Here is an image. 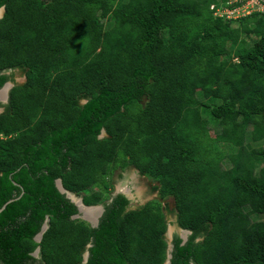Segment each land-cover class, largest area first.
Listing matches in <instances>:
<instances>
[{"label": "trees", "instance_id": "trees-1", "mask_svg": "<svg viewBox=\"0 0 264 264\" xmlns=\"http://www.w3.org/2000/svg\"><path fill=\"white\" fill-rule=\"evenodd\" d=\"M228 2L0 0V264H164L171 197V264H264V9ZM128 165L161 200L112 199Z\"/></svg>", "mask_w": 264, "mask_h": 264}, {"label": "rangeland", "instance_id": "rangeland-1", "mask_svg": "<svg viewBox=\"0 0 264 264\" xmlns=\"http://www.w3.org/2000/svg\"><path fill=\"white\" fill-rule=\"evenodd\" d=\"M233 4H236V5L234 7H230ZM258 9H264V4L261 3V0H229V2L227 3V6L217 8L216 14L224 15L228 19H237L240 16L246 15ZM4 11L5 9H3V12L1 11L0 13H4ZM15 78L17 81L21 83L25 80V73L21 72V70L19 69L15 73ZM81 102H84V100H82ZM216 132H217V129L211 130V135L216 136ZM104 135H106V132L103 133V136ZM111 178H112V184L110 186V189H112L114 192H117V190L120 189L119 183L123 182L121 186L123 188L126 187L124 189L129 191V193H132V195L138 197L137 201H134L136 203L135 205L137 206L144 205L146 201H149L152 198H159V196L157 195L158 191L153 190V187H156L155 185H157L156 181L152 182V180L149 179L148 176L141 174L139 170L132 165H128L125 167L119 166L115 170V173ZM162 202L168 206V209L170 208L173 210V212L170 213L168 216L170 225L168 226L167 231H168L169 236L172 237L171 235L175 231L180 232V236L183 235L184 231L183 229H181V227L177 223L178 216H177V212L174 211V206H175L174 199L172 197L165 198V199H162ZM86 215L89 216L88 214ZM170 227H173V228H170Z\"/></svg>", "mask_w": 264, "mask_h": 264}, {"label": "clouds", "instance_id": "clouds-1", "mask_svg": "<svg viewBox=\"0 0 264 264\" xmlns=\"http://www.w3.org/2000/svg\"><path fill=\"white\" fill-rule=\"evenodd\" d=\"M5 8V7H4ZM13 87V86H12ZM11 87V88H12ZM11 88H10V90H11ZM10 90L8 91V95H7V101H9L8 99H9V96H10ZM86 100H84V102H85ZM103 131H104V133L106 132L104 129L102 130V134H101V136H103ZM120 185V189L119 190H117V192H114L113 190H112V199H113V197L114 196H116L118 193H125V190L126 189H124V188H126V187H122L121 185V183H119ZM118 188V187H117ZM77 195V194H76ZM77 196H80V197H82V202H83V196H81V195H77ZM111 200V199H110ZM151 200V199H150ZM148 201H146L145 203H147ZM83 204L85 205V207L86 206H89V207H98L99 209H101V215L99 216V222H100V218L102 217V215L104 214V212H105V204H96V205H86L84 202H83ZM77 205V204H76ZM78 206V205H77ZM136 207H138V206H134V207H132L131 205H130V207H129V209H131V208H136ZM78 209H79V206H78ZM77 214H79V212L77 213ZM77 214H75L74 216H76ZM81 214V216L82 215H84V213H83V211H82V213H80ZM73 216V217H74ZM85 216V215H84ZM74 218H82V217H74ZM88 218V217H87ZM82 219H84V218H82ZM84 220H86V221H88L89 223H91V225H92V222L91 221H96V220H92V219H84ZM90 220V221H89ZM48 222H49V220H48ZM99 224V223H98ZM169 225H170V222H169ZM168 225V226H169ZM93 226V225H92ZM98 226V225H97ZM43 227V226H42ZM94 227H96V226H94ZM48 229V228H47ZM46 229V230H47ZM181 229H183V228H181ZM45 230V231H46ZM168 230V229H167ZM185 230H187L188 231V233H187V238H186V240L184 241V239H183V237H182V235H181V237H182V239H183V243L184 242H186L187 240H188V238H189V236H190V234L192 233V231L191 230H189V229H185ZM45 231L42 233V235H39V233L35 236V240L37 241V242H41V240H42V238H43V235H44V233H45ZM176 232V231H175ZM180 233V232H179ZM166 234H168V231L166 232ZM169 235V234H168ZM172 237H170L169 236V240H168V242H169V247H168V258L166 259V261L164 262V264H171L172 263V261H171V259H172V256H173V254H172V251H173V238H174V233L171 235ZM38 237V238H37ZM92 244L90 243L89 245H88V247H90ZM89 252V255H90V251H89V249H87L86 251H85V253H84V259H83V261L85 260V254H86V252ZM40 253H41V247L40 246H38L35 250H34V252H33V255L34 256H36V257H40ZM170 255V256H169ZM88 258H89V256H88ZM87 261H88V259H87ZM87 261H84L85 263L87 262ZM83 262V263H84ZM84 263V264H85Z\"/></svg>", "mask_w": 264, "mask_h": 264}, {"label": "water", "instance_id": "water-1", "mask_svg": "<svg viewBox=\"0 0 264 264\" xmlns=\"http://www.w3.org/2000/svg\"><path fill=\"white\" fill-rule=\"evenodd\" d=\"M3 9H5V8H4V7H1V8H0V12H1V11L3 12ZM2 15H3V13H0V17H2ZM12 86H13V84L11 83V81H7V82L3 85V87L0 89V100H3V101H6V100H7V95H8L7 93H8V91L10 90V88H11ZM0 111H2L1 108H0ZM103 133H104V131H103ZM57 185H58L59 189H60L62 192L66 193L67 197H69L71 200H73V201L79 206V214H77V215L74 216V217H82V218H84V219H88L86 216H84V215L81 216V214H80V213H82V211H83V210H82V207H85V205H84L83 202H82V197L77 196L75 193L66 190V189L64 188L63 184H62L61 179H57ZM9 202H10V201H9ZM6 204H7V203H6ZM6 204H4L3 207H2L0 210H2V209L6 206ZM86 207H89V206H86ZM101 209H102V208H101ZM101 209H100V212H99L98 216L96 217V221H95V222L91 221L93 226H97L98 223H99V216L101 215ZM48 220H49V219L47 218V219H46V222L44 223V225H43V227H42V229H41V231H40V233H39V235H42V233L48 228ZM89 221H90V220H89ZM170 228H173V227H170ZM183 231H184V234L182 235V237H183V239H184V241H185L186 238H187V233H188V231L185 230V229H183ZM88 256H89V252L87 251L86 254H85V260H84V261H87ZM169 256H170V255H169Z\"/></svg>", "mask_w": 264, "mask_h": 264}, {"label": "flooded vegetation", "instance_id": "flooded-vegetation-1", "mask_svg": "<svg viewBox=\"0 0 264 264\" xmlns=\"http://www.w3.org/2000/svg\"><path fill=\"white\" fill-rule=\"evenodd\" d=\"M14 81H16V83L19 82V81H17L16 78H15L13 81H11V83L13 84V86H14V84H15ZM13 82H14V83H13ZM8 100H9V99H8ZM1 102H2V103H7L8 101H7V100H6V101L1 100ZM0 108H1L2 110L4 109V107H0ZM122 183H123V182H121V184H122ZM123 194H125V195L131 200V204H130V205H131L132 207L137 206V205H135L136 203H135L134 201H137L138 197L132 195V193H129V191H127V190H125V193H123ZM166 237H167L168 240L170 239L168 234H166Z\"/></svg>", "mask_w": 264, "mask_h": 264}, {"label": "bare ground", "instance_id": "bare-ground-1", "mask_svg": "<svg viewBox=\"0 0 264 264\" xmlns=\"http://www.w3.org/2000/svg\"><path fill=\"white\" fill-rule=\"evenodd\" d=\"M93 209L98 210V211L100 212V209H99L98 207H82V210H83L84 215H85L86 217H88L89 219L95 220L96 218H91V217L95 216V213H96V212L93 211ZM84 211H85L86 214H88L90 217L87 216V215L85 214ZM99 212H97V213L99 214ZM97 216H98V215H97Z\"/></svg>", "mask_w": 264, "mask_h": 264}, {"label": "crops", "instance_id": "crops-1", "mask_svg": "<svg viewBox=\"0 0 264 264\" xmlns=\"http://www.w3.org/2000/svg\"><path fill=\"white\" fill-rule=\"evenodd\" d=\"M93 211H94V212H96V213H95V216H93V217H91V218H96V217H97V215H98V213H97V212H99V211H98V210L96 211L95 209H93ZM95 220H96V219H95ZM94 222H95V221H94Z\"/></svg>", "mask_w": 264, "mask_h": 264}]
</instances>
